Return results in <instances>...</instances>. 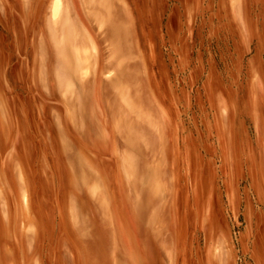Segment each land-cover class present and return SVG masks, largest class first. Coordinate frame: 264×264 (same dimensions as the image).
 <instances>
[{"label": "rangeland", "instance_id": "rangeland-1", "mask_svg": "<svg viewBox=\"0 0 264 264\" xmlns=\"http://www.w3.org/2000/svg\"><path fill=\"white\" fill-rule=\"evenodd\" d=\"M72 1L61 0L56 15L54 0H0V264H150L144 259L167 240L159 247L148 225L141 226L136 192L129 191L134 184L123 171V119L138 99L124 93V81L137 80L122 76L113 86L91 80L95 58L105 68L101 42L94 55L90 41L79 38L81 62L73 61ZM138 1L144 11L135 8L141 29L134 34L149 67L139 82L164 130L153 162L164 192L172 183L176 190L166 205L175 251L205 254L216 225L206 217L208 200L214 197L218 215V195L227 200L230 191L236 216H228V225L238 247L251 227L264 231V46L251 65L252 52L238 57L210 38L216 33L210 16L213 31L194 35L188 61L179 60L169 38L172 23L185 29L183 8L175 0ZM207 3L214 0L195 6L210 14ZM123 35L130 44V31ZM139 131L141 139L145 129ZM200 143L208 156L197 157ZM139 156L146 169L148 156Z\"/></svg>", "mask_w": 264, "mask_h": 264}, {"label": "crops", "instance_id": "crops-1", "mask_svg": "<svg viewBox=\"0 0 264 264\" xmlns=\"http://www.w3.org/2000/svg\"><path fill=\"white\" fill-rule=\"evenodd\" d=\"M175 2L180 8H183V17L180 10L178 15L185 20L183 35H181L180 26H174L173 23L171 25V34L175 35L172 36L173 38L170 37L169 41L173 46L172 51L176 53L174 54L175 57H178L179 60L183 59L185 62L188 61V57L191 55L189 46L198 43L193 41V36L197 35L198 39L203 37L206 27L209 28V31H213L211 25H207L209 17L213 16L215 26H212V28H215L216 33L215 37L213 34L210 38L215 39L219 45L231 48L238 57L240 55L243 57L245 54L250 55L252 52L249 62L251 65L255 64L257 55H259L257 47L264 46V0H214V3H210V5L207 3L210 6L208 8H212L210 14L204 11L205 7L202 4L200 7L195 6L196 0H175ZM178 6L174 7L173 14L170 12L171 19L174 18V12ZM135 8L142 12L143 5L140 1L73 0L70 10L68 8L67 16L70 15L72 19L70 31L74 48L73 61L76 64L81 62L79 38L90 41H88V48L93 50L94 55H96V48L98 53L99 42H101V48L105 49V68L98 67L95 58L94 65L89 67L88 72L91 80L94 78L97 80L100 77L102 80L111 81L112 86L115 85L114 80L122 76H130L137 80V82L132 83L124 81L127 88L124 93L134 96V99L135 95L138 96L137 100L130 101L131 116L123 119V125H126L123 132L125 149L123 156L127 160L124 159L126 166L123 165L124 179L134 184L129 191L131 194L136 192L134 207L137 217L141 221V226L148 225L146 226L150 235L158 242L159 247L160 239L166 238L167 240L165 246L160 247V251L157 250V253L151 254L152 256L148 255V258L144 261L150 264H264V231H259V229L254 231L259 226L251 227L247 231L248 234L252 235L249 238H247V235L241 236L238 247L231 241L232 234L228 225V216H236L235 200L231 191L227 200L222 199L221 194L218 195L217 202L219 203L218 206L221 207L218 215L214 209V197L212 196L208 200V208L210 209L207 211L206 217L214 221L216 225L220 221V225H215L212 228L210 243L208 245L205 243L204 246L205 254L202 255L201 253L200 257H192L188 254L177 255L174 247L175 237L172 229V215L169 212L166 213L168 210L166 207L170 206V203L167 202L169 192L172 200L171 191L173 190L174 194L176 190L171 186L174 184L172 183L169 185L166 194L164 192L165 182L159 181L161 175L159 171L154 170L157 165L153 162L156 153V137L158 139L162 137L164 130L154 120L142 96L145 93L141 89L142 84L139 80L146 81L149 67L148 61L140 48L139 37H135L134 34V31L138 32L141 29L137 17V21L134 18V15L136 16ZM59 15L56 18H59ZM63 28L66 31L69 29L68 22L63 21ZM127 30L130 31L134 40H131L130 44L123 35V32ZM108 32H111L114 38H109ZM93 33L95 34L93 35ZM179 42H181V46H179ZM126 44L129 49L125 52ZM133 47L138 50V54L131 53ZM183 72L187 73L186 71ZM207 81L205 86L203 85V89H206ZM205 92L206 90L204 94ZM139 110L144 112V117L139 116L141 115L138 113ZM139 126L145 129L141 139H139ZM166 130L169 134L170 129ZM200 144L199 152L196 153L197 157H202V154H205V157L208 156L209 147L207 145L203 146V143ZM140 153L147 155L149 158L146 162V169L140 167ZM127 166H132V168L128 169ZM170 181L172 182V178ZM217 191H220V189L217 188ZM169 211L171 213L170 209ZM212 221L210 223L213 224ZM205 237L207 238V236Z\"/></svg>", "mask_w": 264, "mask_h": 264}, {"label": "bare ground", "instance_id": "bare-ground-1", "mask_svg": "<svg viewBox=\"0 0 264 264\" xmlns=\"http://www.w3.org/2000/svg\"><path fill=\"white\" fill-rule=\"evenodd\" d=\"M61 0H54L53 4H55V8H56V15L59 13L58 8L60 7V3ZM233 8V7H232ZM26 200V199H25ZM22 207V206H21ZM35 217V216H34ZM24 230V229H23ZM22 232V231H21ZM23 234V233H22ZM226 245V244H225ZM8 253V252H7ZM13 256V255H12ZM216 262V261H215ZM231 262V261H230Z\"/></svg>", "mask_w": 264, "mask_h": 264}]
</instances>
